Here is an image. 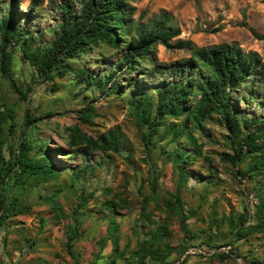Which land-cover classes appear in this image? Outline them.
<instances>
[{
  "label": "rangeland",
  "instance_id": "rangeland-1",
  "mask_svg": "<svg viewBox=\"0 0 264 264\" xmlns=\"http://www.w3.org/2000/svg\"><path fill=\"white\" fill-rule=\"evenodd\" d=\"M10 1L0 0V5ZM30 1L16 0V17L20 26L34 34L35 46L44 47L62 22L59 0H42L31 14L33 19L25 22ZM68 1L75 9L80 8L81 0ZM131 4L135 8L133 19H140L141 23L161 13L168 14L171 24L181 30L174 42L187 41L196 48L236 44L244 52L257 53L264 62V0H131ZM153 54L156 64L166 67L191 57L188 49L162 46H157ZM119 58L116 51L99 46L78 62L90 76H112V67ZM33 72L18 52L12 76L23 91L26 85H32L25 101L0 76V114H4L5 104L16 115L13 134L8 121L2 124L7 140L2 154L5 159L12 153L9 150L15 155L23 137L31 147V156L46 157L51 162L55 177H42L37 182L30 179L23 188L13 185L9 190L6 202L12 215L0 226V264H110L120 255L115 264H125L144 234H152L159 226L166 228L163 244L177 249L183 244L188 246L182 255L174 253L168 257L170 264H250L252 260L264 264V234L252 232L260 220L257 206L260 196H264V179L249 177V157L237 168L221 160L222 153H233V146L231 134L219 124L217 116L203 122L202 128L190 123L186 129L185 117L168 118L166 127L181 131V135L175 139L161 127L152 138L155 147H144L141 136L146 128L137 125L130 101L163 82H178L180 78L154 75L151 65L144 63L134 72H115L108 84L87 88L85 82L77 83L74 75L68 73L55 79L57 90L51 93V85L36 83ZM261 81L264 86V75ZM108 91L111 94L107 95ZM245 92L237 90L230 98L237 118L264 121V90L259 89L255 99ZM195 100H186L185 107H192ZM87 106L94 113L84 122L79 112ZM27 112L41 119L22 135ZM72 126L94 138L118 130L125 145L118 153H91L89 172L74 175L87 161L82 152L75 154V148L68 144L67 128ZM177 146L190 155L189 165L173 162ZM243 152H247L245 147ZM180 169L189 172L190 178L180 189L183 208L171 211L166 204L175 202ZM198 174L202 182L196 180ZM81 199L85 200L84 208L79 207ZM108 201L117 204L113 211L107 209ZM143 212L150 215L149 221L142 216ZM110 218L119 227L117 254L106 239ZM235 226H241L250 235L241 240L236 237L235 241L231 235ZM75 233L78 237L68 249V236ZM208 235L212 241H208ZM230 242L233 244L228 245ZM223 255L228 257L221 259Z\"/></svg>",
  "mask_w": 264,
  "mask_h": 264
},
{
  "label": "trees",
  "instance_id": "trees-1",
  "mask_svg": "<svg viewBox=\"0 0 264 264\" xmlns=\"http://www.w3.org/2000/svg\"><path fill=\"white\" fill-rule=\"evenodd\" d=\"M42 0H31L29 15L25 22L32 20L33 10L39 8ZM1 7L3 5H0ZM68 0H59V8L62 12V22L56 26L52 40L44 47L35 46L36 38L29 30L19 25L16 17V0H11L0 11V76L9 81L11 89L18 95L21 101H25L26 94L32 90V85H26L25 91L18 86L12 76L13 60L20 52L21 59L34 70V78L39 84H50L51 93H55L56 78H64L72 73L77 83H86V88L100 83L111 82L115 72L125 70L134 72L139 70L142 64H150L154 75L178 77V82H163L160 86L145 91L130 101L134 111L137 125L146 128L142 134L144 147L154 148L152 143L161 127L164 133H172L177 139L181 131L173 127H166L167 119L183 120L184 128L191 123L197 128H202V123L213 116L219 118V124L224 126L231 134L233 153H222L221 160L237 168L249 157L252 165L247 168L249 177L261 176L264 179V121L253 118L251 120H239L231 108V95L237 90L244 89L251 98H257L259 89L264 90L261 79L264 75V62L255 52H244L236 44H217L207 48H196L190 42L175 39L180 35V28L171 24V17L161 13L158 17L141 23L140 19L134 20L135 8L131 0H81L79 9ZM259 39L261 37L257 36ZM105 46L119 53L117 64L112 67V76L104 73L101 76L88 75V70L78 61L95 47ZM157 46L166 49H188L191 57L181 63L171 66L156 64L153 50ZM146 72L149 69L145 70ZM146 74V73H144ZM106 93V92H105ZM111 92H107V95ZM196 98L190 108L185 107V101ZM4 114L0 118V226L11 217V209L8 206L7 194L11 187L23 188L29 184L30 179L36 182L39 178L51 179L55 177V171L47 158L31 156V147L22 137L16 154L12 150L8 159L2 154L7 140L2 134V124L9 122V132L14 133V111L2 104ZM94 109L87 106L79 112L81 120L87 122L93 115ZM52 114H47L50 117ZM41 118H36L28 112L24 115L22 135L26 130L35 125ZM68 144L75 148V154L82 152V157L87 161L78 172L85 175L89 172L88 157L91 153H118L119 148L125 145L122 134L116 130L102 134L97 138L83 132L78 126L67 128ZM183 134V133H182ZM25 137V136H24ZM191 141L194 139L191 136ZM175 141V140H174ZM244 147L246 153L243 152ZM78 149V150H76ZM174 163L181 165L190 164V155H186L182 148L176 147L173 153ZM190 178L189 172L180 169V181L175 192V206L173 202H167L166 206L171 211L182 209L180 189L183 183ZM198 182H202L201 175L195 176ZM79 207H85V200L81 199ZM107 209L113 211L117 204L113 201L106 203ZM143 211H145L143 209ZM257 214L260 216L252 232L264 234V196H260L257 206ZM142 216L150 220V215L143 212ZM118 223L108 219L107 240L113 245V253H118L120 236ZM231 229V235L235 241L246 239L251 232L241 226ZM219 229V226L216 227ZM166 228L159 226L150 234L145 233V238L139 240L137 248L131 253L125 264H170L168 257L177 253L182 255L188 246L183 244L179 249L163 244L166 237ZM78 235L68 236L67 248L70 249L72 241ZM150 237V238H147ZM238 237V239H236ZM212 241V236H207ZM233 240V242H234ZM230 242L228 245H232ZM104 244H101V249ZM116 256L110 262L115 264ZM228 257L221 256V259ZM256 260L250 264H257Z\"/></svg>",
  "mask_w": 264,
  "mask_h": 264
}]
</instances>
